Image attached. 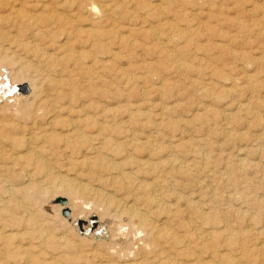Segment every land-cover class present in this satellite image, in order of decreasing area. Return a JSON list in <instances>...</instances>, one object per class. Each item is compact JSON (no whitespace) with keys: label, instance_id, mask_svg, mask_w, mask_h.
Here are the masks:
<instances>
[{"label":"rangeland","instance_id":"rangeland-1","mask_svg":"<svg viewBox=\"0 0 264 264\" xmlns=\"http://www.w3.org/2000/svg\"><path fill=\"white\" fill-rule=\"evenodd\" d=\"M0 47V264H264V0H0Z\"/></svg>","mask_w":264,"mask_h":264},{"label":"bare ground","instance_id":"bare-ground-1","mask_svg":"<svg viewBox=\"0 0 264 264\" xmlns=\"http://www.w3.org/2000/svg\"><path fill=\"white\" fill-rule=\"evenodd\" d=\"M6 2V1H5ZM8 2V1H7ZM14 2V1H13ZM92 2V1H91ZM17 3V2H16ZM7 4V3H6ZM18 4V3H17ZM11 5V4H10ZM87 5V4H86ZM86 5L84 6V8L86 9ZM94 5V4H93ZM11 6H13V5H11ZM14 6H15V4H14ZM70 6V5H69ZM91 6V5H90ZM102 6V5H101ZM105 6V5H104ZM9 7V6H8ZM17 7V6H16ZM88 7L89 6H87V10H88ZM17 8H20V6L18 5V7ZM90 8V7H89ZM98 8V7H97ZM13 10V9H12ZM16 10V9H15ZM90 10H92V11H96V8H95V6H91V9ZM103 10H104V7H103ZM21 12V11H20ZM99 12V11H98ZM103 12V11H102ZM106 12V11H105ZM16 13H18V12H16ZM92 13V12H91ZM89 14V13H88ZM102 14V13H101ZM13 15V14H12ZM15 15H19V14H15ZM30 15V14H29ZM92 15H93V13H92ZM97 15V14H96ZM99 15V14H98ZM105 15V14H104ZM14 17H16V16H14ZM93 17V16H92ZM30 20V19H29ZM101 20V19H100ZM87 29V28H86ZM86 29L84 28V30L86 31ZM83 30V29H82ZM88 30V29H87ZM88 33H90V34H93V33H91V32H89V30H88ZM89 35V34H88ZM120 35V34H119ZM93 37H95V36H93ZM96 38V37H95ZM91 40H93V42H94V39H92L91 38ZM95 40H97V39H95ZM98 41V40H97ZM96 41V42H97ZM61 42V41H60ZM98 43V42H97ZM22 44V43H21ZM94 44H96V43H94ZM61 45V44H60ZM1 48V47H0ZM169 54V53H168ZM165 57V56H164ZM1 58H3V57H1ZM1 61V60H0ZM5 61V60H4ZM18 77V76H17ZM24 84H22V85H19L18 87H17V89L19 90L20 88L19 87H22ZM53 103V102H52ZM55 103V102H54ZM98 145V144H97ZM98 147V146H97ZM84 151V150H83ZM171 152V151H170ZM171 154V153H170ZM172 158V157H171ZM116 165V164H115ZM163 181H166V180H163ZM159 183V182H158ZM64 184V183H63ZM103 193V192H102ZM151 195V194H150ZM154 195H156V194H154ZM163 198V197H162ZM151 199H153V197L151 198ZM148 201V200H147ZM150 201V200H149ZM158 203V202H157ZM126 204V203H125ZM132 207V206H131ZM128 213H129V215H136V216H138L139 217V219H140V221H141V223H143L144 225L145 224H147V223H149V222H147L148 220H146L145 219V217L142 215V214H140L139 213V211L137 212L135 209H128ZM149 217V216H148ZM149 219V218H148ZM150 221V220H149ZM164 223V222H163ZM149 225V224H148ZM157 225V224H156ZM141 226H143V225H141ZM150 226V225H149ZM144 228V227H143ZM164 228V227H163ZM141 229V228H140ZM146 229H148V228H146ZM159 229V228H158ZM157 229V230H158ZM168 229V228H167ZM263 229V228H262ZM144 230V229H143ZM151 230V229H150ZM153 230H154V228H153ZM152 230V231H153ZM165 230V229H164ZM141 231V230H140ZM139 231V232H140ZM160 231H161V229H160ZM162 231H163V229H162ZM158 232V231H157ZM165 233H166V230L164 231ZM154 234H152L151 233V236L152 235H155V234H157V233H155V232H153ZM260 233V232H259ZM149 234V233H148ZM163 235V234H162ZM162 235H161V238H162ZM171 235V234H170ZM164 236V235H163ZM157 237V236H156ZM160 237V236H159ZM165 237H166V235H165ZM167 237H168V234H167ZM170 237V236H169ZM208 237V236H207ZM49 239H50V236H49ZM152 239V238H151ZM153 239H155V237L153 238ZM159 239V238H158ZM54 240V239H53ZM52 240V241H53ZM157 240V239H156ZM172 240V239H171ZM253 242H254V240H253ZM153 243V242H152ZM252 243V242H251ZM151 244V243H150ZM260 244V243H259ZM159 245V244H158ZM154 246V245H153ZM258 246H260V245H258ZM254 245H253V249H254ZM261 247H263V246H261ZM260 247V248H261ZM210 248V247H209ZM256 248H258L257 247V245H256ZM256 248H255V250H256ZM242 249V248H241ZM252 249V250H253ZM258 250V249H257ZM260 251V249L257 251V252H259ZM164 252V251H163ZM213 252V251H212ZM261 252V251H260ZM161 253V252H160ZM159 253V254H160ZM166 253V252H165ZM164 253V254H165ZM168 253H170V252H168ZM262 253V252H261ZM158 254V253H157ZM213 254V253H212ZM215 254V253H214ZM168 255V254H167ZM218 255V254H217ZM264 255V254H263ZM155 257V256H154ZM158 257V256H157ZM221 256H219L218 258H220ZM255 257H256V255H255ZM257 257H259V254H258V256ZM263 257V256H262ZM216 258V257H215ZM253 258H254V256H253ZM264 258V257H263ZM221 259V258H220ZM223 259V258H222ZM255 259V258H254ZM144 260H146V259H144ZM217 260V259H216ZM224 260H226V259H224ZM230 260V259H229ZM135 261V260H134ZM228 261V260H227ZM262 261V260H261ZM166 262H167V260H166ZM222 262V261H221ZM171 263V262H170ZM235 263V262H234ZM257 263V262H256ZM260 263H264V262H260ZM163 264V263H162ZM237 264H239L238 262H237Z\"/></svg>","mask_w":264,"mask_h":264},{"label":"water","instance_id":"water-1","mask_svg":"<svg viewBox=\"0 0 264 264\" xmlns=\"http://www.w3.org/2000/svg\"><path fill=\"white\" fill-rule=\"evenodd\" d=\"M19 88H20V90H21L23 93H27V92H28V86H26L25 84H24L22 87H19ZM61 202H62V204H65V200H64V199H62ZM62 215L65 216V217H68V215H69V210H68V209H64V210L62 211ZM77 223H78L79 226L81 225L80 221H77Z\"/></svg>","mask_w":264,"mask_h":264}]
</instances>
